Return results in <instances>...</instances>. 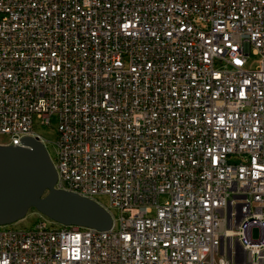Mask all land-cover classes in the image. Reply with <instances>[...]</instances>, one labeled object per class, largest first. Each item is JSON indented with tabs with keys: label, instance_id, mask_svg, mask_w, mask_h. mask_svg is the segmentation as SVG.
Masks as SVG:
<instances>
[{
	"label": "built area",
	"instance_id": "1",
	"mask_svg": "<svg viewBox=\"0 0 264 264\" xmlns=\"http://www.w3.org/2000/svg\"><path fill=\"white\" fill-rule=\"evenodd\" d=\"M53 119L54 188L111 227L35 212L0 264H264V0H0V146Z\"/></svg>",
	"mask_w": 264,
	"mask_h": 264
},
{
	"label": "water",
	"instance_id": "2",
	"mask_svg": "<svg viewBox=\"0 0 264 264\" xmlns=\"http://www.w3.org/2000/svg\"><path fill=\"white\" fill-rule=\"evenodd\" d=\"M22 147L0 146V226L24 219L29 210L62 226L106 231L110 215L95 202L56 190V172L45 147L26 137Z\"/></svg>",
	"mask_w": 264,
	"mask_h": 264
},
{
	"label": "rangeland",
	"instance_id": "3",
	"mask_svg": "<svg viewBox=\"0 0 264 264\" xmlns=\"http://www.w3.org/2000/svg\"><path fill=\"white\" fill-rule=\"evenodd\" d=\"M257 60L258 58L254 56L253 54H251L248 58V63L255 64ZM34 130L37 134L41 135L47 141L46 149L50 156L51 161L53 162L56 158V149H55V146L53 145L57 138L56 120L53 119L50 126H42V125H38L37 123H35ZM3 140H5V138L0 136V141H3ZM97 200L103 206L109 207V198L107 196H99L97 197ZM166 200H167V197L165 196H162L159 198L160 203H164ZM35 212L36 211L34 209L29 210V212L27 213L24 219L12 225H8V226L11 228H15V229L30 228L33 225V223L36 221L37 212L36 213ZM257 235H258V232L257 230H255L254 237H257Z\"/></svg>",
	"mask_w": 264,
	"mask_h": 264
},
{
	"label": "bare ground",
	"instance_id": "4",
	"mask_svg": "<svg viewBox=\"0 0 264 264\" xmlns=\"http://www.w3.org/2000/svg\"><path fill=\"white\" fill-rule=\"evenodd\" d=\"M226 33H233V26H226ZM96 113H98V117H108V109L103 108V105H96ZM249 215L250 221L260 220V213H258L257 200H250L249 211H241V223H248Z\"/></svg>",
	"mask_w": 264,
	"mask_h": 264
}]
</instances>
